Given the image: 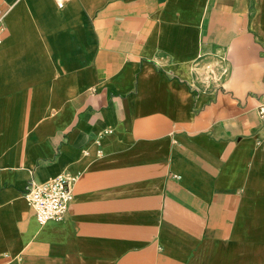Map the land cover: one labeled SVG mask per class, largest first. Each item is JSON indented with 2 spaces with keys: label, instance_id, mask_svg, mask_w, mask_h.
Wrapping results in <instances>:
<instances>
[{
  "label": "crops",
  "instance_id": "crops-1",
  "mask_svg": "<svg viewBox=\"0 0 264 264\" xmlns=\"http://www.w3.org/2000/svg\"><path fill=\"white\" fill-rule=\"evenodd\" d=\"M0 7V264H264V0Z\"/></svg>",
  "mask_w": 264,
  "mask_h": 264
},
{
  "label": "built area",
  "instance_id": "built-area-1",
  "mask_svg": "<svg viewBox=\"0 0 264 264\" xmlns=\"http://www.w3.org/2000/svg\"><path fill=\"white\" fill-rule=\"evenodd\" d=\"M60 7H64L69 0H56ZM4 12L0 7V26L3 23ZM259 114L264 118V102L258 108ZM74 177L59 176L45 183L31 181L25 197L34 211L38 222L44 225L51 221H62L68 213L74 200Z\"/></svg>",
  "mask_w": 264,
  "mask_h": 264
}]
</instances>
